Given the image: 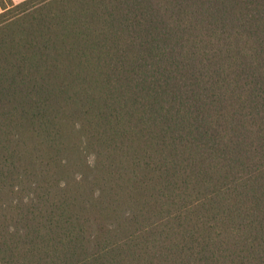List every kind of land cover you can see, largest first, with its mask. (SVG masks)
Instances as JSON below:
<instances>
[{"label":"trees","instance_id":"16d2710c","mask_svg":"<svg viewBox=\"0 0 264 264\" xmlns=\"http://www.w3.org/2000/svg\"><path fill=\"white\" fill-rule=\"evenodd\" d=\"M0 264H264V0H0Z\"/></svg>","mask_w":264,"mask_h":264},{"label":"crops","instance_id":"0c3cea01","mask_svg":"<svg viewBox=\"0 0 264 264\" xmlns=\"http://www.w3.org/2000/svg\"><path fill=\"white\" fill-rule=\"evenodd\" d=\"M14 2H19V1H21V0H13Z\"/></svg>","mask_w":264,"mask_h":264}]
</instances>
